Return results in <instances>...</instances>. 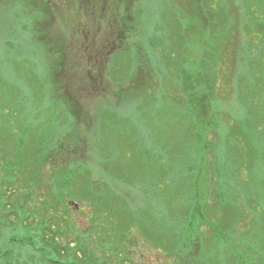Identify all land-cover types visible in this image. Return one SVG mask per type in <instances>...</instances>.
Instances as JSON below:
<instances>
[{
	"label": "rangeland",
	"instance_id": "rangeland-1",
	"mask_svg": "<svg viewBox=\"0 0 264 264\" xmlns=\"http://www.w3.org/2000/svg\"><path fill=\"white\" fill-rule=\"evenodd\" d=\"M45 6L54 27L70 33L69 84H56L57 58L42 40ZM74 6L75 0H0V256L14 264L58 261L33 226H57L50 217L63 215L60 191L73 197L64 201L72 215L82 209L84 218L90 203L79 202L84 196L76 189L97 185L106 192L109 182L119 189L121 211L130 203L151 223L154 239L136 226L131 231L140 241L135 233L123 235L128 263L168 264L172 247L164 238L157 244L159 229L172 231L171 220L188 207L193 194L184 191L194 190L185 186L192 173L184 166L195 160V144L217 145L219 135L238 133L237 125L252 118L264 127V0H136V28L109 58L106 45L101 53L104 26L100 41L93 36L87 49L76 51L78 38L91 37L97 26L76 28ZM48 31L47 38L56 37ZM190 93L207 100L206 113L190 103ZM68 95L77 101L73 114ZM203 112L207 119L199 126ZM213 156L207 153L209 161ZM213 188L205 182L203 196ZM216 197L213 191L210 199ZM174 263L186 264L177 256Z\"/></svg>",
	"mask_w": 264,
	"mask_h": 264
},
{
	"label": "trees",
	"instance_id": "trees-1",
	"mask_svg": "<svg viewBox=\"0 0 264 264\" xmlns=\"http://www.w3.org/2000/svg\"><path fill=\"white\" fill-rule=\"evenodd\" d=\"M135 3L136 0H75L73 10L76 15L73 22L76 28L84 30L90 24L97 26L96 32H90L91 37H80L78 39L82 42H75L79 55L90 45L93 36L99 34L97 38L101 40L100 33L103 26L106 34L102 41L101 53L105 45L108 50L107 58L123 50L128 35L136 28L135 15L132 11ZM43 11L48 25L43 30L42 40L57 58L54 72L56 84L60 86L63 81L69 84L72 79L70 77L68 79L66 74L71 70L74 60L70 55L72 52L69 51L72 41L67 38L70 33L65 34L57 30L52 22L53 12H50L46 6ZM50 29H53L56 37H46L45 33ZM189 95L190 98L193 95L190 103L201 104L206 113L209 109L207 100L197 93ZM65 101L71 114L77 112V101H74L71 95H68ZM205 113L198 115L199 126L207 119ZM254 123L252 118L246 125H237L238 133L234 130L228 132L227 138L219 135L217 145H209L202 140L204 145L200 143L201 141L195 144L194 152L191 154L195 160L193 163H185L184 166L192 173L184 176L185 186L194 190V192L184 191V195L189 196L191 193L193 195L191 199L188 197L185 199L188 207L180 219L171 220L174 224L173 230L161 232L159 229L160 237L158 243L155 242L163 244L164 238L169 242V246L171 244L172 248L166 249L170 253L168 264H175V256L180 261L185 260L186 264H264V174H260V171H264V127L258 128ZM209 151H215L211 161L207 159ZM197 154H199L198 158H196ZM197 169L200 170V174L192 172ZM205 174L207 177H204ZM210 175L214 177V186L210 184L212 182ZM82 177L80 175V178ZM247 177L255 183V187L249 182L250 180L246 181ZM114 181L116 178L112 179L113 185H115ZM205 182L214 188L204 197ZM244 182L250 183L252 188L249 186L243 188ZM65 183L68 185L69 180ZM107 183L109 185L106 192L101 191L97 185L76 189L77 193L84 196V200L79 202L90 203L89 213L84 218L80 217L82 209L80 212L75 209V216L72 215L64 201L73 197L60 191L58 206L63 215L59 216L60 211H58L57 219L53 214L50 217L54 221L57 220V226L51 228L48 225L42 228L40 222L33 226L34 230L43 233V239L50 243L58 255V261L51 260V264H127L128 261L132 263V259L127 257L129 254L121 247L123 235L135 233L131 229L136 226L144 236L154 239L148 232L151 223L148 219H143L146 215L143 212L136 215L130 203L126 207L131 214L127 210L121 211L124 205L120 204L119 189L112 188L111 183ZM213 191L217 197L212 201L210 198ZM29 199L27 198L25 204L20 207L29 203ZM75 206L77 207V204ZM244 213L246 222H243ZM158 226L160 228L161 223ZM200 228L211 230V235L204 237ZM242 228L244 231L240 234L234 233ZM134 236L139 240V233H135ZM165 248H168L167 244L164 245ZM131 257L134 260L133 252ZM33 258L37 259V262L42 261L38 254L33 255ZM0 264L14 263L9 262L6 256H0Z\"/></svg>",
	"mask_w": 264,
	"mask_h": 264
}]
</instances>
